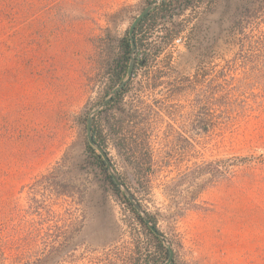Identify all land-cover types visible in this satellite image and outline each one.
<instances>
[{"label": "rangeland", "instance_id": "obj_1", "mask_svg": "<svg viewBox=\"0 0 264 264\" xmlns=\"http://www.w3.org/2000/svg\"><path fill=\"white\" fill-rule=\"evenodd\" d=\"M149 1L0 0V221L9 222L5 256L13 258L5 264H145L153 253L89 159L84 125L128 21ZM240 2L215 0L211 12L210 0L171 4L147 40L157 55L99 119L104 135L112 116L151 131L157 176L148 190L106 137L108 157L158 218L178 264H264V65L245 62L264 54L240 52L238 36H226ZM228 68L253 90L231 96L227 109L211 107L210 81ZM194 164H209L208 174L183 177ZM44 176L68 195L34 190ZM199 189L198 208L174 220Z\"/></svg>", "mask_w": 264, "mask_h": 264}, {"label": "trees", "instance_id": "obj_2", "mask_svg": "<svg viewBox=\"0 0 264 264\" xmlns=\"http://www.w3.org/2000/svg\"><path fill=\"white\" fill-rule=\"evenodd\" d=\"M192 1L197 0H163L158 7H156L152 13L146 15L143 20L137 25L134 31V42H135V64L133 69V76L129 83L119 92L110 102V104L101 112H99L92 121V136L94 141L104 150V152L109 156L108 152V139L112 140V146L118 153L121 161L129 167L132 172L133 182L138 187L144 188L148 190L150 185L157 176V165L153 161L152 150L150 147V138L151 131L150 130H136L133 128H129L128 126H124V120L122 118L115 119L112 116L111 119L108 120V128L106 134H103L101 124L99 119L102 115H107L108 111L116 104H120L124 95L128 92L129 87L135 78L137 73V69H143L146 67L149 62H151L155 55H157V50L151 46V44L147 43L148 37L145 36V29H143V25L145 22L150 20V23L155 24L156 17L160 16V18H165L167 14L170 12L171 4L174 3H182L184 5L191 4ZM215 0H210L209 10L212 11V7ZM149 23V24H150ZM147 30V29H146ZM164 36L161 38L162 42L166 40L172 39V36L175 34H179L180 31L177 29L173 32L172 30L164 29ZM231 35H237L238 40L236 46L239 51L242 52L245 48L249 49L252 52H259L260 54H264V0H241L240 4L234 10L232 15V20L229 26V31L227 32V37ZM214 44V43H213ZM130 57V42L128 35L126 33L125 37L118 41L115 46V52L112 57H110L107 62L105 69V90L103 96L98 100L97 104L100 103L106 95L117 85H119L123 79L125 78L127 67L129 63ZM246 60V58H245ZM246 63H255L260 62L264 65V58L262 61L258 59V57H251L250 59L245 61ZM264 68V66H261ZM228 72L222 70L218 72L215 76L212 77L210 84L208 86V103L211 107L217 108H229V98L233 95L241 96L246 93V91L253 90L252 85L246 84V80L248 77H243L241 79H236L230 76L232 69H227ZM157 79V77L155 78ZM262 79L263 77L257 75L254 77L256 81L255 84L261 88L262 87ZM233 82H236V85H233ZM264 87V86H263ZM256 94V93H255ZM256 96V95H254ZM258 110H262V106H258ZM242 112L244 109L241 110ZM86 119H84V125L86 129ZM202 120V123H205V119ZM206 130V126L203 127ZM85 149L89 159L92 164L98 169L100 174L103 176V179L110 191L121 201L123 205H125L126 209L132 214L134 219L139 223V225L143 228L144 231L150 236V238L154 242V251L150 253L149 250L146 251L145 259L142 263L145 264H162L164 263L168 256L169 252L166 250L162 244L151 234V232L145 227V225L141 222L140 218L136 214L133 207L127 201V199L123 196L117 186L114 185L113 181L107 174L106 166L102 160V158L98 155V153L91 148L87 141H85ZM111 161V158H109ZM112 162V161H111ZM113 165V164H112ZM209 164L204 166H199L194 164L193 168L185 173L183 177H193L199 178L208 174L207 167ZM118 177L121 179L122 183L129 189L126 181L119 174ZM226 175H230L229 169H226ZM42 179L47 180V182H35L31 187L38 188L41 184L47 191L57 192V185L53 181L44 176ZM65 186V185H63ZM36 192V191H35ZM202 189L194 192V197L191 199V203L185 205V207L181 208L179 212L175 213L173 218L174 220L182 218L187 212L194 211L198 207L195 203L197 198L200 196ZM58 196L60 195H68L65 191L57 192ZM134 197L135 194L133 193ZM137 201L140 203L139 199L136 197ZM34 201V200H33ZM35 204L36 201H34ZM141 205V203H140ZM146 211V210H145ZM147 216L153 223V225L158 228V218L155 215H152L146 211ZM8 221L4 219L0 221V264H5L6 262H13V258H9L5 256V250H7V245L10 241V233L8 230ZM147 258H150L148 260ZM138 264V262H137ZM170 264H178L175 258H172Z\"/></svg>", "mask_w": 264, "mask_h": 264}, {"label": "water", "instance_id": "obj_3", "mask_svg": "<svg viewBox=\"0 0 264 264\" xmlns=\"http://www.w3.org/2000/svg\"><path fill=\"white\" fill-rule=\"evenodd\" d=\"M163 0H154L151 4L145 7L133 20L131 27L128 31V38L130 42V57L129 63L127 67V72L123 81L113 88L106 97L93 109L89 112L86 119V129H85V137L88 145L93 148L98 155L102 158L106 169L107 174L113 181L114 185L118 187L123 196L127 199L130 205L135 210L136 214L140 218L141 222L145 225V227L151 232V234L162 244V246L168 250L169 256L167 260L162 264H170L173 258V250L171 248L170 243L166 240L164 235L153 225L151 220L146 214V211L142 208L140 203L134 197L132 192L122 183L121 179L118 177V174L114 170L112 163L108 157V155L104 152V150L94 141L92 136V121L94 117L104 110L112 101V99L122 91V89L129 83L133 76V69L135 64V42H134V29L138 25V23L156 6Z\"/></svg>", "mask_w": 264, "mask_h": 264}, {"label": "flooded vegetation", "instance_id": "obj_4", "mask_svg": "<svg viewBox=\"0 0 264 264\" xmlns=\"http://www.w3.org/2000/svg\"><path fill=\"white\" fill-rule=\"evenodd\" d=\"M153 1H154V0H153ZM153 1H149V2H147V3L145 4V6L143 7V9H144L145 7H147L149 4H151ZM161 2H162V1H161ZM161 2H160V3H161ZM160 3H159V4H160ZM159 4L156 5V6H155V7H154V8H153L148 14L152 13V11H153L156 7H158ZM143 9H142V10H143ZM142 10H141V11H142ZM141 11H140V12H141ZM148 14H147V15H148ZM151 15H154V13H152ZM133 20H134V19H133ZM133 20H132V21H131V20L128 21V28H127V32H126L127 35H128V31H129V29H130V27H131V24H132ZM142 20H143V19H142ZM139 23H140V22H139ZM139 23H138V24H139ZM149 23H150V20L147 21V22H145L144 25H143V29H145V32H146V33H145V36H150V35H151V32H153L154 29H156L155 24H152V23L149 24ZM155 23H156V22H155ZM136 27H137V26H136ZM136 27H135V29H136ZM135 29H134V31H135ZM146 29H147V30H146ZM148 32H150V33H148Z\"/></svg>", "mask_w": 264, "mask_h": 264}, {"label": "built area", "instance_id": "obj_5", "mask_svg": "<svg viewBox=\"0 0 264 264\" xmlns=\"http://www.w3.org/2000/svg\"><path fill=\"white\" fill-rule=\"evenodd\" d=\"M175 44H180L181 43V39H174V41H173Z\"/></svg>", "mask_w": 264, "mask_h": 264}]
</instances>
